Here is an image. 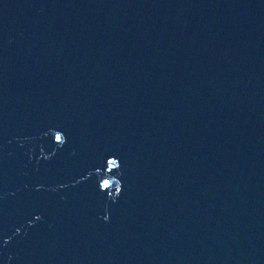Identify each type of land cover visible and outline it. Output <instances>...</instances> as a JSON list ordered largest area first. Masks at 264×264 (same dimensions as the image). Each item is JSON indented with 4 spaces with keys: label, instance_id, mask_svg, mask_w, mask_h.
<instances>
[{
    "label": "water",
    "instance_id": "1",
    "mask_svg": "<svg viewBox=\"0 0 264 264\" xmlns=\"http://www.w3.org/2000/svg\"><path fill=\"white\" fill-rule=\"evenodd\" d=\"M0 264H264V0H0Z\"/></svg>",
    "mask_w": 264,
    "mask_h": 264
},
{
    "label": "snow or ice",
    "instance_id": "2",
    "mask_svg": "<svg viewBox=\"0 0 264 264\" xmlns=\"http://www.w3.org/2000/svg\"><path fill=\"white\" fill-rule=\"evenodd\" d=\"M57 139H59V137H57ZM108 163H109V164H112L113 161L110 160V161H108ZM106 184H107V182H105V186H106Z\"/></svg>",
    "mask_w": 264,
    "mask_h": 264
}]
</instances>
